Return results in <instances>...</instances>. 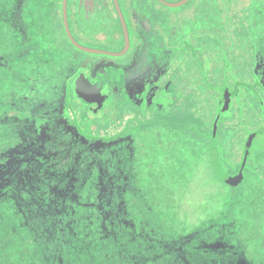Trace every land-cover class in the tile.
Here are the masks:
<instances>
[{
	"label": "rangeland",
	"instance_id": "obj_1",
	"mask_svg": "<svg viewBox=\"0 0 264 264\" xmlns=\"http://www.w3.org/2000/svg\"><path fill=\"white\" fill-rule=\"evenodd\" d=\"M72 1L69 26L81 45L123 50L121 26L106 15L114 10L110 0L96 17L93 10L75 15ZM118 1L130 19L126 0ZM135 2L158 27L148 37L152 61L166 58L167 74H177L189 88L186 102L193 105L187 113L195 114L196 123H185L209 132L215 115L210 95L218 87L212 83L241 86V101L231 100L229 121H220L229 151L241 150L252 130L264 128V100L258 98L264 93L253 73L262 67L257 60L264 61V0H190L180 7ZM62 15L63 0H0L2 103L15 94L36 109L59 101L67 79L60 70L68 60L103 64V73L107 67L110 74L134 68L133 51L121 58L74 47ZM52 17L68 52L63 55L72 56L67 61L58 57L59 47H47V33L36 35ZM18 23L26 28V43L20 42ZM21 127L0 120V264H264V181L249 175L234 188L221 183L203 138L160 127L141 142H106L94 149L27 141ZM134 130L131 125L127 135ZM263 149L264 135L254 141L252 157ZM262 161L252 158L248 167L264 178ZM97 222L114 223L116 233L102 236Z\"/></svg>",
	"mask_w": 264,
	"mask_h": 264
},
{
	"label": "flooded vegetation",
	"instance_id": "obj_2",
	"mask_svg": "<svg viewBox=\"0 0 264 264\" xmlns=\"http://www.w3.org/2000/svg\"><path fill=\"white\" fill-rule=\"evenodd\" d=\"M105 1L73 0V12H75V15L83 13L85 16H89L88 13L93 10L96 12L93 17H96L105 11L102 8ZM110 1L114 10L110 9L106 15L113 22L116 19L119 22L122 30L124 50L125 36L122 23L114 0ZM135 3V0H126V4L129 5L126 11L130 19H127L124 9L120 5L127 24L130 44L127 51L122 55H118V57L122 58L133 51L134 58L131 66L133 64L135 66L130 72L125 68L127 66H124L123 68L119 67L117 73V68H115L113 74L109 73L112 69L106 67L105 71L108 72L103 73L104 71L101 68L103 64L98 66V64L84 62L83 60H77L76 65H72V60H66L67 57L70 58L72 56L63 55L64 52L65 54L68 52L63 49L65 42L60 38V32L55 25L56 23H54L55 16L52 17V23L45 26L47 28L37 29L36 35H41L43 38L45 36L42 33L49 35L47 40L48 48L55 46L63 50L58 57L61 56L60 59L70 62V65L63 68L64 70H60L62 72L61 76L67 79L63 80L64 88L59 96V101L52 100L48 103H43L39 105V109H36V103H22L21 95H18V102L16 101L18 106L13 102L16 105L14 111L19 113V117L13 122L23 125V128L21 127L20 129L23 132V138H26L27 141H43L51 144L55 141H61L64 146L71 142L75 145L91 146L97 149L101 148V145L106 142H141L143 140L142 136L147 131L150 133L153 129L160 127L174 132L184 133L187 130L195 139L203 138L205 140L211 159V171L215 173L221 183L234 188L244 183L252 175L264 181L261 174H257L248 167V163L252 158L256 159L259 157V159H263L262 163H264V149L255 157H252L254 141L264 135V128L262 130L259 129V131L252 130L253 132L247 136L242 145V149L237 151L235 149L231 152L229 151L231 140L224 135L225 131H221L222 128L220 129L221 118L224 119V122L230 119L225 114L228 110H231V100L241 101V86H233L232 83L229 85L227 82L219 85L212 83L215 87H218L215 93L210 95V101L215 108V115L214 123L212 128L208 130L209 132H201L198 125L190 126V123H185H196L194 122L195 114L187 113L189 105L190 107L193 105L186 102V99H188V94L186 93H189V88L183 79L180 81L176 79L178 77L177 74H167L166 58L162 59L161 56L157 62L152 61L153 51L150 52L148 48L150 42L148 37H152L154 35L153 32H156L154 28L158 27L153 25L147 14L142 12L143 9L137 7ZM21 10L23 8H20ZM18 25L20 42L26 43V28H24L23 24L19 23ZM41 27L43 28V25ZM63 29L67 41L76 47L70 41L65 27ZM115 36L119 38L120 34L116 33ZM159 37L162 38V33H159ZM123 50L117 53H121ZM193 52L196 54L195 51ZM186 54L191 55L190 51ZM258 62L262 67L258 66L257 71L253 72L255 73V85L257 84L264 93V61ZM206 83H208L209 87L211 86V82L207 77ZM184 96L187 98L184 99ZM258 98L263 101L264 95ZM189 118H192V120H189ZM5 120L11 122L9 117ZM131 125L135 127L134 133L127 135ZM61 130L67 132H62ZM224 145L226 148L225 152ZM232 152L234 156L230 158L235 159V166L228 164V159H230L228 155ZM262 184L264 186L263 182Z\"/></svg>",
	"mask_w": 264,
	"mask_h": 264
},
{
	"label": "water",
	"instance_id": "obj_3",
	"mask_svg": "<svg viewBox=\"0 0 264 264\" xmlns=\"http://www.w3.org/2000/svg\"><path fill=\"white\" fill-rule=\"evenodd\" d=\"M158 1L161 2V3H163L164 5H166L168 7H180V6H183L184 4H186L189 0H180V1H177V2H173V3L167 2L165 0H158ZM114 3H115V6H116V9H117V12H118V14L120 16V20H121V23H122V27H123V31H124V36H125V49L121 53H111V52H107V51H104V50L92 49V48L85 47V46L81 45L79 42H77L74 39V37H73V35L71 33V30H70V26H69V21H68V0H63V20H64V27H65L66 33H67L70 41L77 48H79V49H81L83 51H86V52L100 53V54H108V55H112V56L122 55V54H124L127 51L128 47H129V44H130V37H129V32H128L127 24H126V21H125V18H124L122 9L120 7L119 1L118 0H114Z\"/></svg>",
	"mask_w": 264,
	"mask_h": 264
},
{
	"label": "trees",
	"instance_id": "obj_4",
	"mask_svg": "<svg viewBox=\"0 0 264 264\" xmlns=\"http://www.w3.org/2000/svg\"><path fill=\"white\" fill-rule=\"evenodd\" d=\"M128 7H129V5H128ZM14 15L19 16L20 12L16 11ZM19 21H22V20H19ZM18 28H19V25H17L16 31H18ZM12 29H14V27H12ZM257 61H263V59H259ZM18 97L19 96L15 94V96H13V98H10L9 101L6 103H2L1 102L2 100H0V102H1L0 103V120L1 121L2 120L4 121L5 119H7V117H9V119L11 120L10 123H16V122H13V120H15L16 118L19 117V113L14 111L16 109V105L18 106L17 102H15V101H17ZM13 102H15L16 105H14ZM21 102H22V98H21ZM13 209L15 211L17 210L16 211L17 213H20V211L22 210L21 207H19V208L13 207ZM96 228L98 231L101 232L102 236H104L105 234L108 233V234H110L109 236L111 237L112 234L116 233V231L114 230V228H115L114 223H111V222H102V223L97 222ZM59 231H61V230L59 229ZM263 233H264V228H263ZM102 236L99 238L102 239ZM262 238H263V242H264V235Z\"/></svg>",
	"mask_w": 264,
	"mask_h": 264
}]
</instances>
